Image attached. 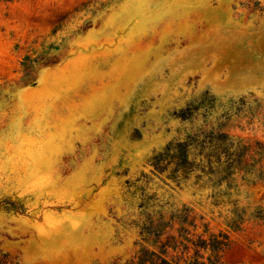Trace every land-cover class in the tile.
<instances>
[{
	"label": "rangeland",
	"instance_id": "1",
	"mask_svg": "<svg viewBox=\"0 0 264 264\" xmlns=\"http://www.w3.org/2000/svg\"><path fill=\"white\" fill-rule=\"evenodd\" d=\"M218 124L248 151L211 198L177 146ZM253 159L264 173V0H0L2 264L127 263L183 210L191 239L227 236L217 264H264Z\"/></svg>",
	"mask_w": 264,
	"mask_h": 264
},
{
	"label": "trees",
	"instance_id": "2",
	"mask_svg": "<svg viewBox=\"0 0 264 264\" xmlns=\"http://www.w3.org/2000/svg\"><path fill=\"white\" fill-rule=\"evenodd\" d=\"M221 129L220 124L215 127L211 126L205 137H203V134L189 136L186 142L177 146V149L182 154V161H179L178 158L177 161L182 168H186L185 165H187L188 168L186 170H189L190 173H193L196 169L200 172L203 178L206 179L209 185L208 188L213 193L210 196L211 198L220 197L222 195L221 192H223V186L229 188L232 184L231 182H234L233 177L235 173L242 171V167L246 166L244 157L248 149L239 145L238 142L232 140L227 134L222 133ZM190 145H196L199 153L195 155L191 162H187L188 154L186 150ZM241 148L242 151H240ZM261 149L258 148V151H255L253 154L261 155L263 153ZM258 162L253 159V171L245 172L243 170L244 174L242 178L248 175H253V179L264 177L262 168H256ZM163 171H165V168ZM211 206L215 205L211 204ZM157 207L162 209L161 206ZM186 218V210L171 214L167 222H164L163 216L159 214V221L157 223L149 222V228L145 231L144 228H141L142 232L140 236L142 237V244L134 259L121 264H178V260L173 261L167 257V252L169 249L173 251L178 250V246H182L184 253H188L187 245L193 247L194 253L188 257H180L179 259L183 264H204L203 253L201 251L208 253L207 261L209 264H217L219 254L228 246L227 236L221 233L212 234L208 232L206 225H203L202 234L196 236L195 240L191 239L190 237H194V235H190L184 227L186 225ZM175 223L179 225L177 233L178 238L181 239L169 236L165 242L159 241L162 236L167 235L168 231L173 229ZM189 226L193 230L196 227L193 223H190ZM0 264L2 263L0 262Z\"/></svg>",
	"mask_w": 264,
	"mask_h": 264
}]
</instances>
